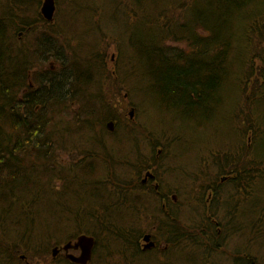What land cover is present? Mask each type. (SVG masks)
Returning a JSON list of instances; mask_svg holds the SVG:
<instances>
[{
    "label": "trees",
    "instance_id": "trees-1",
    "mask_svg": "<svg viewBox=\"0 0 264 264\" xmlns=\"http://www.w3.org/2000/svg\"><path fill=\"white\" fill-rule=\"evenodd\" d=\"M189 1L190 6L183 9L184 14H175L180 3H167L151 21L156 28L151 42H133L131 46L137 57L146 58L150 64L148 78L157 108L163 114L176 115L181 122L195 129L215 118L224 104L221 94L226 93L231 79L236 78L239 87H243L251 98L246 105L249 116L246 119L243 116V123L237 128L239 142L227 145L229 148L214 147L197 159L200 163L201 157L212 154L209 158L219 170L215 177L227 167L243 174L242 190L235 186V194H232L233 202L240 199L244 204L241 213L246 202L256 194V187H253L256 179L264 177V157L254 154L264 137L263 114L256 110L264 104V66L261 72H256L257 59L264 64L263 40L258 46L263 47L262 51L254 52L251 48L252 42L257 41L253 32H260L258 36L264 39V26L261 28L264 25V0H212L206 11L203 8L192 16L186 13L198 7H194L197 3L193 4L198 0ZM28 2L31 0H0V264H30L35 258L50 259L49 264H77L62 252L53 257V249L74 241L81 234L96 238L91 264H141L145 255L138 242L143 230L139 220L130 223L131 217L124 208L128 198L113 193L114 198L108 203L99 199L94 206L86 203L78 204L76 208L70 206L74 204V198L82 199L78 190L86 186H77L84 183L83 176L90 166L83 164L84 157L68 168L61 162L62 154L90 153L89 149L83 148L79 137L87 130L92 131L96 121L107 133H117L119 123L116 122L114 132H109L105 124L108 120L119 121L121 114L112 110L102 90L99 91L98 81L105 76L99 78L92 73L93 78L90 77L95 63L85 60V55H80L77 50L73 57L66 53L61 55L62 31L49 27L50 23L41 12L34 18L26 14ZM182 8L183 4L179 6L180 10ZM256 9L260 11L255 13ZM40 24L47 27L38 28ZM169 41L185 43V46H173L168 44ZM242 45L247 49V55L239 66ZM49 59H55L54 69L43 68ZM83 62L89 64L88 72L83 70ZM101 64L105 65V62L101 61ZM121 71L113 76L114 79L119 81ZM82 87L84 97L77 94ZM74 101L79 108L73 107ZM238 103L233 119L244 115V110L238 111L243 108ZM101 113L105 114L100 116ZM129 131L137 152L133 153V158L126 156L122 160L111 155V168L115 172L119 170V175L133 169L138 175L144 169L159 173L162 165L160 158H156L159 143L152 144L153 163L144 165L145 155L137 141V132L135 129ZM250 131L256 139L252 150L243 140ZM94 167L100 168V164ZM202 173L207 176L206 172L198 174ZM97 177L92 180L95 187H90L96 191L105 190L103 180ZM121 179L118 176L116 181L120 188H117L123 190L125 182ZM207 185L202 188L203 192L207 191ZM107 193L111 195L110 191ZM203 194L200 199L204 198ZM261 208L264 210V203ZM133 209L139 214L141 206L137 204ZM228 209L227 216L235 215L233 205L230 204ZM259 209L260 206L252 208L253 217ZM257 214L264 228V212L261 216ZM203 219L196 220L193 225L200 228ZM71 227L73 231L59 237ZM222 239L209 237L204 245L198 242L195 254L182 257L181 264H214L212 257L220 252L217 243ZM243 263L253 264L254 261L245 256Z\"/></svg>",
    "mask_w": 264,
    "mask_h": 264
},
{
    "label": "rangeland",
    "instance_id": "rangeland-1",
    "mask_svg": "<svg viewBox=\"0 0 264 264\" xmlns=\"http://www.w3.org/2000/svg\"><path fill=\"white\" fill-rule=\"evenodd\" d=\"M211 1L212 0H198L197 2H193V4L197 3L194 7H198L195 10L188 11L186 14L192 16L195 11L202 10L203 8L206 11L207 5L209 7ZM43 2L44 0H31V2H28L25 8L26 14H31L32 18L36 17L37 14L41 12ZM55 2L57 7L56 13L54 20L49 22V27L52 26L62 31L59 40V45L61 46L60 50H62L61 55L66 53L68 56L73 57L76 54L74 50H77L80 55H85V60L95 63V65L92 66L93 71H91L90 74L94 73L97 75L95 77L99 78L108 76L111 80L113 79L111 83L106 82L105 84L102 80L101 85H105L102 93L105 100L110 102L112 110L116 114H121V117L118 116L119 121H117V124L119 123V125H117V133H107L104 128H102L100 122L96 121V126L93 130H87L85 132L86 134L82 135H105L108 150L112 155H116V159L122 160L126 156L133 158V153L137 152L136 143L132 142V134L129 131L135 129L137 132V141L142 149L141 151L145 155L143 157L144 165L153 163L154 154L152 144L159 143L156 147V158L157 160L160 158L162 164L159 170L161 175L160 178L166 184L169 180L173 183L172 179L180 184L190 180V185L186 183L185 187H180L181 202L189 201H187L186 204L188 206H181V209L184 208L183 210H186L185 222H189L188 218L192 216L199 218L201 215L198 209L200 202L206 199V195L202 191V188L216 178L214 175L219 172V170L212 163V159L209 158L212 157V154L201 157L200 163L197 159L204 154L206 155L207 152L210 153V149L214 147L229 148L226 146H232L239 142L237 128H240L241 123H243L241 121L243 116L245 117L244 119H246V116H249V110L246 105L251 98L248 97L249 95L243 90V87H239L236 78L233 80L231 79L227 84L226 93L224 92V94H221V97H224V104L219 108L215 118L209 124L203 125L202 128L195 129L190 124L181 122L177 119L176 115L163 114L157 108L154 104L153 88L148 78V72L151 71L150 64L146 58L141 56L137 57L131 46L133 42L136 44L151 42V38L155 36L154 32H156L154 23L151 21L157 18L160 9L167 3L176 2L175 4H183L182 10L179 9L180 5L176 6L178 9L175 11V14H184L185 11L183 9L185 8L187 10L191 2L189 0H55ZM259 11L260 9H256L255 13ZM45 21L47 20L45 19ZM42 25L44 24L38 25V28L47 27L46 25ZM263 26L264 25H261V28ZM253 33L257 36V41L252 42V44H254L253 47L251 46L252 51H262L260 49L263 47L258 46L261 45L260 43L263 44L264 39H260L261 37L258 36L260 32ZM260 40H263V42H260ZM168 44L179 47L185 46V43L174 41H169ZM240 47L241 49L239 48V50L242 53V60L238 62L239 66H242L245 61V56L247 55V49H245L244 45ZM244 49L245 51H243ZM113 57L114 60L112 59ZM54 60H47V64L44 65L43 68L48 66L50 62L54 63ZM101 61L105 62V65H102ZM263 66V61L257 59V74L261 72ZM82 67L83 70H87L86 72L90 69L89 64L86 62H83ZM115 70L116 73L122 70L119 81L117 78L116 80L114 79L115 76L113 72H115ZM235 71H238L237 66H235ZM260 81L262 80H259V83H261ZM97 85H99V83ZM237 103L240 107L244 108L240 109L238 106L240 109L238 111L244 110V115L237 116V119H233L232 114H235V111L238 109ZM132 107H135L133 118L130 116ZM257 109L258 112L263 114L262 119L264 121V104L257 106L256 110ZM104 114L105 113H101L100 116ZM243 140H245V144L250 147L249 150H252L251 148L256 145V139L252 137V131H250ZM159 149H162L160 153L161 157H159L157 153ZM249 153L252 154V152ZM254 154L259 158L264 157V137L254 149ZM206 157L209 159L207 160ZM81 158L82 156L79 152H76L72 156L71 154L70 156L68 154H62L61 162L69 168V166H74L78 163ZM102 166L103 165H100V169H102ZM145 168H147V166ZM146 170L147 169H144L140 175L136 173L137 170L135 169L127 173L123 172L121 175H119L120 171L116 170L115 180H117L119 176L122 178L121 181L125 182V188L123 190L117 188L119 187L117 181H115L113 185H111L112 183L106 185V189L111 193V199L114 198L112 195L113 193H119L128 199L136 197L139 200H143V198L146 201L148 200V206L146 208L144 207L145 205L141 206L145 208L144 212L142 213L140 209L138 210L140 213L137 215L134 211L136 214L135 220H130V223L139 220L141 224L140 227L145 233L149 232L156 222V218H154L156 215L153 208H159L161 205L158 204L159 199L156 197V191L154 192L152 189V193H146V189L138 188L140 187L139 184L141 179L143 180L144 176L145 178L147 177ZM65 171H67L66 168ZM109 171L108 169L107 171L102 170L98 173L99 175L97 178L100 177L102 180H109L111 177L108 174ZM200 172H206L207 176L203 173L202 175L198 174ZM113 173L112 171V174ZM86 184H80L77 188H81V185ZM57 185L60 186L61 182L58 181ZM129 186L131 188H129ZM172 186L177 185L173 183ZM253 187L254 189L256 187V194L252 199L246 202L244 210H242L241 213L240 230L228 243L233 249L228 248V250L232 253L235 250H240V254L248 256L250 261H254L253 264H264V228L257 214L260 213L259 215L261 216L262 212H264L261 208L264 203V177L259 178V180L256 179V184L254 183ZM222 190L223 194H226L225 199L220 200V204L225 210L229 208L230 204L233 205V201H235L233 200V196H231L234 191L233 188L228 185H222ZM252 191L254 193L255 190ZM78 192L83 196L82 199H73L74 204H70V206L75 208L78 204L83 203L94 206L98 204L99 199L104 203L109 198V192L107 193V191L102 189L96 191L89 185L83 190L79 189ZM189 192H192V194H189ZM201 194L204 195L202 199H200ZM106 203H108V200ZM243 205L244 204L241 203L242 208ZM132 206H134V203H130L128 200L124 206L126 210L129 209V212H127L130 217H134L133 212H131L132 210H130ZM254 206H260L255 217L251 214ZM185 207H187V209ZM190 209L193 211L192 214ZM100 211H103L101 207ZM218 215L219 218L223 220L221 217L222 215ZM146 219H149L148 223ZM71 231H73L72 227L63 232L59 237L63 238ZM64 244L65 243L62 245ZM60 252L66 255L64 251ZM156 260L153 256L145 255L142 258L141 264H154ZM212 261L214 264H231L230 258L225 257V251L223 250L213 255ZM179 262L180 257L178 264H181V262ZM49 263L50 259L35 258L30 264Z\"/></svg>",
    "mask_w": 264,
    "mask_h": 264
},
{
    "label": "flooded vegetation",
    "instance_id": "flooded-vegetation-1",
    "mask_svg": "<svg viewBox=\"0 0 264 264\" xmlns=\"http://www.w3.org/2000/svg\"><path fill=\"white\" fill-rule=\"evenodd\" d=\"M112 59L114 60V57ZM47 68L54 69L53 63L50 62L49 65L45 67V69ZM113 74L114 76H116V71L113 72ZM93 75L94 74H90V77L92 76L93 78ZM112 80L108 78V76L107 77L105 76L103 79V83L104 84L106 82L111 83ZM101 82L102 81H98L99 83L98 86L101 85ZM104 86L105 85L102 84L100 90H103ZM71 91L76 92L77 90H71ZM83 91H84V87H82V89L79 92L77 91V94L79 93L80 96L84 97ZM72 105L75 108L77 106H78L77 108H79V105H77L75 101L72 102ZM132 109H135V107H132ZM110 122L114 123V130H115L117 121L108 120L105 124L109 132H114V130H109L108 128V124ZM79 138H80L79 140L82 142L83 148L85 147L89 149L90 151V153L88 154L80 153L82 156L81 159L85 157L84 158L85 161H83V164L86 166L87 165L90 166L86 170V176H83L84 177L83 184H86L88 182L84 186H87V185L91 186L93 183L92 180L95 178V176H98L99 175L98 173H100L102 170L107 171L108 169L110 170L108 174L111 177L109 180H103V182H104L105 190L109 191L106 189L107 188L106 185L111 184V183H112L111 185L115 184L116 172L114 171V168L111 169V165H113L111 162L112 153L107 148L106 137L104 136V137L98 138V137L84 135V136H80ZM98 139H102V141L100 140L98 141ZM98 143H102V145H98ZM161 152H162V149H159L158 154H160ZM113 160H115V158ZM99 164L100 165L104 164L105 165L104 169L106 170H104L103 168L100 169V168L94 167L95 165L98 166ZM112 171L114 172L113 174H112ZM129 171L131 170H128V172ZM238 171H239L238 169L229 168V167L221 170V175L219 177L214 178L211 181V183L207 185V191L204 192L207 198L205 199V201L201 200V202L203 203L200 202V205L198 208L201 214L199 218L196 216H192L188 218L189 222H185L184 219H185L186 210H183L184 208L181 209V206H188L186 205L188 200L183 201V202H181L180 200V195H181L180 187H185V183L180 184V183L175 182L172 179L173 183H176L178 187L172 186L173 183L170 182V180L169 182L167 181V184H166L160 178L161 176L160 173H156L152 169H147L146 170L147 177L145 178V176L142 174L144 178L143 180L141 179V182L139 184L140 187L138 188L146 189V193L148 192L152 193L151 192L152 189L154 192L156 191L155 192L156 197L159 199L158 204L159 205L161 204V205L159 206L160 209L158 207L155 208L158 211L153 208V210L155 211V215H156L154 216V218H156V222L153 228L149 230V232L145 233V231L143 230V232L141 233L142 238L138 242L141 253L146 256H153L155 260L157 258L156 260L157 264H178L179 257L181 260L182 257H187L191 253L195 254V248L198 242L200 245H204L205 242L208 241L209 237H211L212 240L213 238L215 239L223 238L220 243H217L220 245L219 249L225 251V257L230 258L231 264H241V262L244 261L245 255L240 254L241 252L240 250H235L233 253L228 250V248L233 249L228 243L232 239V237L235 236L240 230L239 224L241 223V219H242V216H241L242 211L240 213L241 201L240 199L239 200L237 199V201L234 202L233 211L236 213L235 215H232V216H227V212L229 209L224 210L223 206L220 204V200L225 199L224 194H226V193L223 194L222 185H228V186H231L232 188L237 186L238 189L242 190L243 186L241 185L244 183L243 182L244 176L242 173L241 174L235 173ZM82 175L83 174H81V176ZM92 186L95 187V185H92ZM129 188L131 187L129 186ZM189 194H192V192H189ZM234 194L235 193H233V195ZM108 196L109 198L107 200L109 202V200L111 199V195H108ZM128 201H130V203H134V206L130 208V210H132L131 212L134 211L133 208L137 205V203L140 206L145 205L144 206L145 208L148 206L147 205L148 200L146 201L144 200V198L143 200H139L136 197H132ZM144 207L143 208L141 207L140 211L142 213L145 210ZM185 208L187 209V207ZM190 211L192 214L193 211L191 209ZM128 212H129V209H128ZM133 214H134V217H131V221L135 220V217H136V214L134 212ZM218 214L222 215L221 217L223 220L219 218ZM202 218L204 219L201 222L200 228L199 226L193 225L195 224L196 220L199 219V221H201ZM205 219L206 221L203 226V222ZM146 221L148 223L149 219H146ZM235 229H238V231H235ZM215 232L217 233V235ZM147 235L151 236L148 242L145 241V237ZM152 242L154 243L153 246L149 247L148 244ZM75 253L79 254L80 251H75ZM93 256H94V253H93ZM131 260L133 259L131 258Z\"/></svg>",
    "mask_w": 264,
    "mask_h": 264
},
{
    "label": "water",
    "instance_id": "water-1",
    "mask_svg": "<svg viewBox=\"0 0 264 264\" xmlns=\"http://www.w3.org/2000/svg\"><path fill=\"white\" fill-rule=\"evenodd\" d=\"M56 8L55 0H44L41 7V14L48 22H52L55 17ZM134 113L135 109H132L130 112L131 118L134 117ZM108 128L109 130H114V123L110 122ZM150 237V235H147L145 241L148 242ZM96 243L95 237L88 234H81L74 241L65 243L62 248L55 247L53 249V256L56 257L63 250L66 253V257L72 262L77 264H91ZM153 244L152 242L148 246L151 247ZM73 251H80V253L76 254ZM23 258L25 257L23 256Z\"/></svg>",
    "mask_w": 264,
    "mask_h": 264
}]
</instances>
